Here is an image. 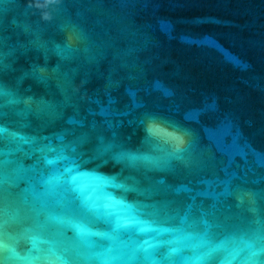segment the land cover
Instances as JSON below:
<instances>
[{
    "label": "water",
    "instance_id": "water-1",
    "mask_svg": "<svg viewBox=\"0 0 264 264\" xmlns=\"http://www.w3.org/2000/svg\"><path fill=\"white\" fill-rule=\"evenodd\" d=\"M43 4L0 0V264H264V0Z\"/></svg>",
    "mask_w": 264,
    "mask_h": 264
},
{
    "label": "clouds",
    "instance_id": "clouds-1",
    "mask_svg": "<svg viewBox=\"0 0 264 264\" xmlns=\"http://www.w3.org/2000/svg\"><path fill=\"white\" fill-rule=\"evenodd\" d=\"M51 2H53V0H45V4L40 6L45 7ZM145 131L149 136L161 139L169 144L177 157L181 156L188 148L189 141L185 133L167 128L154 119H149L146 123Z\"/></svg>",
    "mask_w": 264,
    "mask_h": 264
}]
</instances>
